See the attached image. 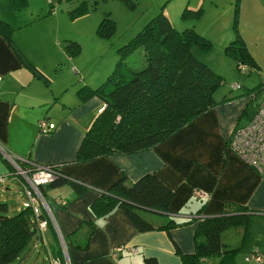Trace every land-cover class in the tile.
Here are the masks:
<instances>
[{"label":"crops","instance_id":"1","mask_svg":"<svg viewBox=\"0 0 264 264\" xmlns=\"http://www.w3.org/2000/svg\"><path fill=\"white\" fill-rule=\"evenodd\" d=\"M32 2L27 0L18 8L9 0H0V18L10 25L12 37L25 55L48 77L53 75V80L50 78V84H46L34 75L0 33V145L18 163L59 165L66 176L82 185L65 182L45 187L55 225L40 227L38 221L40 232L32 239V248L41 243L48 264H145L146 257H154L157 264H183L176 247L183 253L194 251L196 224L202 216L220 213L227 203L264 213V175L228 145L235 125L245 121L239 116L247 98L240 94L207 110L151 148L75 161L85 131L103 106L98 96L83 100L77 90L83 84L96 85L104 74L96 71L100 73L96 80L75 70V90L70 66L67 74L61 67L66 59L70 65L74 56L64 49L58 32L60 24L53 19L56 13L42 10L39 15L37 8L30 7ZM38 16L46 20L43 28L32 26ZM23 25L28 31L21 36L18 29ZM42 119L48 124L47 131L40 128ZM147 172L174 189L168 209L176 225L169 230L138 231L119 207L105 216L95 215L91 203L102 190L123 174L126 181L132 182ZM25 187L23 177L0 150V192L13 190L18 196L20 192L18 201L30 205L39 215L38 200L33 191L30 197ZM196 189L206 190L208 197H197ZM87 220H95L96 224L87 246L79 248L73 240ZM59 235L64 238L65 249ZM118 247L120 251L114 254ZM253 247L260 246L250 249ZM245 254V261L254 262L245 259ZM211 257L198 264H216L218 257Z\"/></svg>","mask_w":264,"mask_h":264},{"label":"trees","instance_id":"2","mask_svg":"<svg viewBox=\"0 0 264 264\" xmlns=\"http://www.w3.org/2000/svg\"><path fill=\"white\" fill-rule=\"evenodd\" d=\"M9 1L18 8L27 3V0ZM123 1L132 5L130 0ZM48 4L47 11L51 12L53 0H49ZM88 11V0H81L76 7L68 8L72 17ZM200 11L201 7L188 9L185 6L181 16L183 19H193ZM233 27L236 36L225 45L224 52L235 58L239 68L240 64H244L248 70L258 69V61L238 32L236 18ZM114 29L115 21L106 14L98 23L96 32L99 36L108 38ZM12 31L10 25L0 18V33L21 63L44 83L50 84V78L14 41ZM62 43L70 56L77 55L81 50L80 43L75 39L63 38ZM194 46L207 51L212 42L194 26L175 28L164 6L128 42L120 45L119 56L106 78L94 86L83 84L77 90L83 100L98 96L103 101V106L85 131L75 161L151 148L207 110L233 97H214L223 77L193 54ZM139 47L142 50L140 54L145 59L138 68L129 64L127 56ZM263 91L264 86L258 85L240 94L247 98V103L239 120L249 119L253 115L260 99L258 94ZM19 165L26 166L20 161ZM52 165L59 168V165ZM65 182L82 187L64 173L39 187L50 209L52 204L46 197L45 187ZM173 196L174 189L152 172L144 173L132 182L126 181L123 174L99 193L92 201L91 208L97 217L109 214L115 207L122 208L138 231L169 230L177 224L168 209ZM46 214L43 211L39 215L33 213L30 205L10 214L7 203L0 202V264H16L21 250L39 234L38 219H46ZM253 214L255 212L245 205L227 203L220 213L202 216L196 224L194 251L183 253L176 247L183 264H198L208 256H217L216 264H235L234 259L239 250L244 249L248 253L254 248L250 249L245 243L249 233L247 227ZM153 217L162 218L155 220ZM46 220L47 227L53 226L50 220ZM95 224V220H87L82 224L77 231V238L73 240L77 247L87 246ZM231 227L243 229L241 241L235 245L223 241L224 232ZM145 264H157V260L146 257Z\"/></svg>","mask_w":264,"mask_h":264},{"label":"rangeland","instance_id":"3","mask_svg":"<svg viewBox=\"0 0 264 264\" xmlns=\"http://www.w3.org/2000/svg\"><path fill=\"white\" fill-rule=\"evenodd\" d=\"M80 1L53 0V9L51 12L49 11V13H56L53 19H55V24H60L59 37L61 39L72 38L80 43L81 50L70 60V65L67 59L61 65L66 74L69 73L70 66L72 84L73 88L75 86V90L78 82V74L75 73V70L79 71L82 76H85L84 74L89 77L92 75L91 78L95 77L96 80V75L100 74L96 71H102L103 77H101V80L95 81V84L104 80L113 69L119 56L118 47L128 42L159 11L161 6H164V10L175 28L182 29L186 26H194L198 32L211 40L212 46L207 51L197 46L192 49L193 54L198 59L207 62L214 71L223 77L222 83L214 92L216 99L241 94L245 90L258 85L264 86V0H239L238 2L237 0H130L132 5L123 0H88L89 11L86 14L72 17L68 13V8L76 7ZM48 2L49 0H33L30 7L33 5L37 8L35 11L40 15L42 10L46 12L49 9ZM39 6L44 7L38 9ZM185 6L188 9L201 7L200 14L193 19H183L181 14ZM27 10L29 11V8ZM106 14L115 21V29L108 38L99 36L96 32L98 23ZM34 18L37 19L35 22L32 21V26L37 27L39 25L38 27L43 28L46 20L40 18V16ZM235 18L239 34L260 65L258 69L248 70L246 65L245 72H242L235 58L224 52L225 45L236 36L233 27ZM48 24L50 25V23ZM27 27L23 25L18 29V33L24 36L23 34L28 31ZM141 51L140 47L136 48L127 56L129 64L140 67V62L142 60L144 62L145 59L144 55L140 54ZM56 77L55 80L58 79V76ZM98 77L100 76L98 75ZM49 78L53 80V75ZM260 95L261 92L258 94L259 98ZM6 193L0 192V202L7 203L10 214H14L21 210L20 207H24V203L18 201L22 197L20 192L19 196L13 190L6 191ZM37 202L38 209L41 212H46V219L52 222L47 209L39 201ZM153 218L157 220L159 217ZM247 228L249 233L245 241L246 246L258 245L264 247V213L253 214ZM242 234L243 229L231 227L224 232L223 241L235 245L240 243ZM60 240L62 244L64 238L61 237ZM32 241L21 250L20 258L16 260V264H27V262L29 264H48L41 243L38 247L32 248ZM64 243L62 246L65 249ZM244 254V249L238 251L235 258L237 264H256L245 261ZM213 257L214 259L217 258ZM207 258L212 257L208 256ZM21 259H23L22 262Z\"/></svg>","mask_w":264,"mask_h":264},{"label":"built area","instance_id":"4","mask_svg":"<svg viewBox=\"0 0 264 264\" xmlns=\"http://www.w3.org/2000/svg\"><path fill=\"white\" fill-rule=\"evenodd\" d=\"M245 66L244 64H240V69L244 71ZM39 125L42 131L48 130L46 120L42 119L39 121ZM228 145L245 163L264 175V91L261 94L258 106L253 115L249 119L235 125L228 139ZM3 153L8 160H16L13 154L5 152L4 150ZM14 166L16 173L21 175L25 180V185L28 187L25 188L29 196L31 197L30 194L33 191L36 199L47 209L49 217L55 225L51 210L39 187L62 175V171L52 164L30 163L26 166H20L17 162ZM195 195L201 199H206L208 192L206 190L196 189ZM39 225L40 227H44L47 225V220L45 218L39 219ZM59 237L61 238L62 235H59ZM120 249L121 247L116 248L114 254L120 251ZM131 250L136 251L135 248ZM245 259L252 260L257 264H264V247H254L245 254Z\"/></svg>","mask_w":264,"mask_h":264},{"label":"water","instance_id":"5","mask_svg":"<svg viewBox=\"0 0 264 264\" xmlns=\"http://www.w3.org/2000/svg\"><path fill=\"white\" fill-rule=\"evenodd\" d=\"M0 150H4L5 152H7L1 145H0ZM12 163H13V165H15V164H17V161L15 160H13V161H11Z\"/></svg>","mask_w":264,"mask_h":264}]
</instances>
